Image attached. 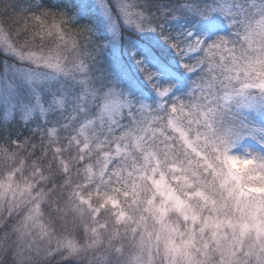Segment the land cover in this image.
Listing matches in <instances>:
<instances>
[{
	"label": "snow or ice",
	"instance_id": "6c2138e0",
	"mask_svg": "<svg viewBox=\"0 0 264 264\" xmlns=\"http://www.w3.org/2000/svg\"><path fill=\"white\" fill-rule=\"evenodd\" d=\"M114 3L125 25L166 46L128 49L151 102L98 66L119 36L108 0H97L105 37L49 0L26 8L0 0V51L31 66L21 73L27 91L0 115V222L8 229L0 251L15 264H193L192 241L172 234L154 250L140 227L121 231L132 223L121 197L141 157L179 154L206 177L197 195L219 191L234 213L198 247V264L209 255L216 264H264V0ZM201 22L213 35L192 31ZM173 24L191 27L170 31ZM173 55L176 71L194 76L179 95L159 67ZM21 121L28 135L12 136Z\"/></svg>",
	"mask_w": 264,
	"mask_h": 264
},
{
	"label": "clouds",
	"instance_id": "9594fccd",
	"mask_svg": "<svg viewBox=\"0 0 264 264\" xmlns=\"http://www.w3.org/2000/svg\"><path fill=\"white\" fill-rule=\"evenodd\" d=\"M41 71L40 69H38ZM233 155L243 156V151H234ZM141 171L135 177L132 185H126L128 197L123 200L127 216L132 223L125 224L121 231L140 227L144 231L145 239L149 240L153 249L159 245L164 248L169 235L176 234L179 239L193 242L190 249L193 264L205 259L200 255L198 247L209 239L213 226L234 219L233 211L225 204L219 191L206 198L197 192H203L205 175L199 172L194 163H185L183 155L164 156L151 162L141 157ZM240 167V165H237ZM5 231L0 222V247L3 245ZM227 228H225V232ZM202 250V249H201ZM15 264V255H8L0 251V264H5V258ZM155 264H166L163 257H157ZM167 264H172L167 261ZM175 264H182V257L176 259ZM206 264H216L211 256Z\"/></svg>",
	"mask_w": 264,
	"mask_h": 264
},
{
	"label": "trees",
	"instance_id": "16d2710c",
	"mask_svg": "<svg viewBox=\"0 0 264 264\" xmlns=\"http://www.w3.org/2000/svg\"><path fill=\"white\" fill-rule=\"evenodd\" d=\"M12 2L14 7L16 8H26L29 7L32 0H12ZM49 3L52 5L53 10L65 11L68 12L69 15L75 14L80 24L87 25L95 30V34L97 37L108 36V34L105 33L101 28V20L97 12L95 11V8L90 5L88 1L49 0ZM108 3L109 9L117 21L120 37L117 51H111L110 47H108L98 55V66L103 74L115 77L121 84H123L124 81L130 82V84L135 87L137 95H140L141 98H144L145 102H151V90L146 89V87L141 85L142 78H140L139 74L135 71L134 64L132 63L131 57L128 54V49L131 48L133 51L138 50L147 52L149 50V46H151L152 48H166V46L153 33H140L136 32L135 30L125 28L113 1L108 0ZM74 4L79 6L78 12L75 9H72V5ZM217 21L220 22V18H217ZM22 25L23 22L21 21L20 26L22 27ZM190 27L191 25L188 24H173L169 25V30L171 31L175 29L176 31H183ZM192 31H194L196 34L204 35L205 37L213 35L212 31L207 30L206 22L197 24L194 28H192ZM226 31V26L221 23L220 30L216 34L222 35L225 34ZM100 42L104 43L103 40H101ZM168 51L170 52L171 50L168 49ZM9 62H11V59L0 51V72L4 67V64ZM169 64L171 66H159L162 72V79L174 83V91L177 95H179L180 93L187 90L190 81L194 78V76L190 74H182V72L176 71L177 65L174 55L173 58L169 61ZM128 90L131 92L133 89L129 88ZM17 119L19 120L18 117ZM35 126L36 124L33 123L32 127ZM28 133L29 129L25 127L23 121L17 122L10 128V134L12 136H19L23 138L24 136L28 135ZM2 135H4V133L0 132V136ZM36 142L39 143V140L37 139Z\"/></svg>",
	"mask_w": 264,
	"mask_h": 264
},
{
	"label": "rangeland",
	"instance_id": "374dc122",
	"mask_svg": "<svg viewBox=\"0 0 264 264\" xmlns=\"http://www.w3.org/2000/svg\"><path fill=\"white\" fill-rule=\"evenodd\" d=\"M85 1H88L89 4L95 8V11L97 12L101 20V28L109 36V33L107 31V22L105 21L104 17L100 14L98 10L97 0H85ZM112 1L114 3V0ZM109 12H110L112 19L117 24V21L115 17L112 15L110 9H109ZM117 12L119 14L118 9H117ZM119 17H120V14H119ZM124 26L127 29L134 30L125 24ZM117 28L119 32L118 24H117ZM119 37H120V34L118 36V39L115 41V44L110 46L111 51H114V52L117 51ZM3 54L6 55L5 53ZM6 56L11 59V62L5 63L2 71L0 72V115H2V113L4 112L6 108H11L14 102L18 100L27 91V86L23 80L21 73L31 69V66L27 64H23L22 62L18 61L15 57L8 56V55ZM40 70L47 71L46 69H40Z\"/></svg>",
	"mask_w": 264,
	"mask_h": 264
}]
</instances>
